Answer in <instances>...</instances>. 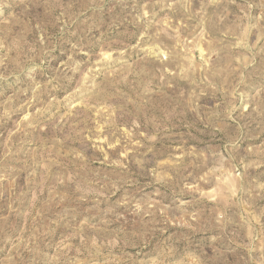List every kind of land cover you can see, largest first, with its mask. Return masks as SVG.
<instances>
[{"label": "rangeland", "instance_id": "1", "mask_svg": "<svg viewBox=\"0 0 264 264\" xmlns=\"http://www.w3.org/2000/svg\"><path fill=\"white\" fill-rule=\"evenodd\" d=\"M0 264H264V0H0Z\"/></svg>", "mask_w": 264, "mask_h": 264}]
</instances>
